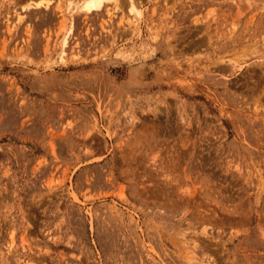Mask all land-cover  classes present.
<instances>
[{
	"label": "rangeland",
	"instance_id": "rangeland-1",
	"mask_svg": "<svg viewBox=\"0 0 264 264\" xmlns=\"http://www.w3.org/2000/svg\"><path fill=\"white\" fill-rule=\"evenodd\" d=\"M128 3L0 0V264H264V0Z\"/></svg>",
	"mask_w": 264,
	"mask_h": 264
},
{
	"label": "bare ground",
	"instance_id": "bare-ground-1",
	"mask_svg": "<svg viewBox=\"0 0 264 264\" xmlns=\"http://www.w3.org/2000/svg\"><path fill=\"white\" fill-rule=\"evenodd\" d=\"M127 1H129L128 4H129V7H130V9H129L130 12L136 10L135 7H134V5H135L134 0H127ZM110 2H112L115 6H118L119 0H78V4H79L78 5V8L80 10L84 11L87 14H91L93 12H99V11H101L104 8L105 4H109ZM72 4H73V2H72ZM69 6H71V5H69ZM74 6H75V4H74ZM135 12L137 13L138 16L141 15V13L139 12V10H136ZM62 27H63V25H62ZM70 29L71 28L69 27L68 31L67 32L65 31L66 33H65V35L63 37V40L61 41L62 42L61 43V46L62 47H66V45L68 43L67 36L71 33V30ZM62 54L64 55L65 52L63 51ZM63 55L60 56L59 58L61 59L63 57Z\"/></svg>",
	"mask_w": 264,
	"mask_h": 264
}]
</instances>
